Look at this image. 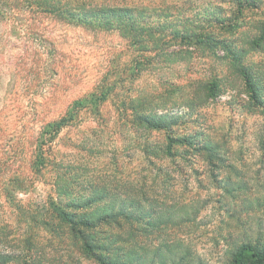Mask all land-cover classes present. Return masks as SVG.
<instances>
[{
    "label": "rangeland",
    "instance_id": "1",
    "mask_svg": "<svg viewBox=\"0 0 264 264\" xmlns=\"http://www.w3.org/2000/svg\"><path fill=\"white\" fill-rule=\"evenodd\" d=\"M204 1L146 0L173 7L175 13L181 9L190 18ZM221 6L210 30L236 37L237 45L243 43L242 33L252 30L249 21L264 17V7L249 9L242 18L236 16L233 4ZM30 7L31 11L17 0L10 4L0 0V188L3 177L21 173L27 177L24 183L34 179L33 187L15 189L19 208L0 193V253L14 257L6 264H27L31 259L37 264H96L69 243L28 224L23 212L37 209L53 195L56 162L83 182L95 180L118 190L125 182H134L150 193L154 188L153 194L162 193L160 198L168 202L179 200L187 205V212L193 210L190 219L157 231L154 243L180 239L189 264H227L229 242L264 228V117L245 108L246 94L233 62L221 57V52L213 54L186 44H181L183 56L168 60L157 52L139 51L118 28L67 22L37 11L34 3ZM43 39L53 43L55 52L40 45ZM262 62L264 49L250 51L243 58L245 64L260 66ZM211 81L216 86L210 92ZM97 87H107L104 91L109 92L99 110L91 106V111L81 110V121L57 135L49 164L39 174L31 172L27 161L41 123L58 117L74 99ZM134 97L145 98L148 104L166 103V110L181 112L183 117L172 133H201L197 140L206 138L216 144L222 162L214 166L203 152H189L186 158H152L149 164L142 150L144 141L160 143L165 136L131 128ZM174 161L175 171L171 169ZM158 169L170 171L174 178L167 180ZM226 177L241 180L245 192L236 198L227 196L219 183ZM242 197L257 198L247 213L240 210ZM29 237L32 246L26 244Z\"/></svg>",
    "mask_w": 264,
    "mask_h": 264
},
{
    "label": "trees",
    "instance_id": "2",
    "mask_svg": "<svg viewBox=\"0 0 264 264\" xmlns=\"http://www.w3.org/2000/svg\"><path fill=\"white\" fill-rule=\"evenodd\" d=\"M1 1L5 4L11 2ZM17 1L18 5L21 4L30 11V3H34L37 11L52 13L67 22L96 25L106 30L118 28L131 38L139 51L157 52L168 60H175L184 55L181 44H186V47L198 46L213 54L221 52V57H227L233 62L241 78L246 94L245 108L250 113L259 112L264 117V63L260 66L256 63H243L247 53L264 49V17L249 21L252 30L242 33V45H237L236 37L224 36L210 30L212 22L218 18L222 3L233 4L236 16L244 18L246 11L264 7V0H207L196 7L192 18L184 17V14L180 13L181 9H176L175 13L173 7L157 6L151 2L147 3L146 0H136L132 3L118 0ZM9 16L15 18L11 13ZM41 41L40 45L48 46L50 52H55L56 49L50 40ZM176 45L178 47L174 48ZM210 86L209 91H213L216 82L211 81ZM97 88L83 97L74 99L58 117L41 123L35 136L33 135L32 149L27 161L28 169L33 170L31 172L39 174L49 164L57 135L63 128L76 123L77 120L78 123L81 121V110L89 109L90 106L95 111L99 110L109 92L104 91L107 87ZM144 99L134 97L131 100V128L142 127L149 131L161 132L165 136L164 141L160 143L144 141L142 150L147 154L149 164H152V158H186L189 152H203L208 163H213L214 166L222 162L223 157L217 153L216 144L206 138L197 140L201 133H172L183 117L181 112L166 110V103L148 104ZM179 148L183 149L182 152ZM176 164L175 161L172 164L173 171L178 169ZM231 166L233 168V165ZM69 170L58 162L55 163L53 195L42 200L35 210H23L27 213L28 224L32 223L51 237L69 243L81 255L96 264H189L185 250L180 249V239L154 243L157 231L190 219L193 210L191 213L187 212V205L174 199L168 202L165 198H160L162 193L153 194L156 192L154 188H151L150 193V189L144 190L141 184L134 182H125L122 190L95 180L83 182L77 173H71ZM159 171L162 175L165 174L167 180L174 178L170 171ZM25 178L26 175L20 173L16 177L2 179L0 193L2 192L7 202L16 208H19V204L16 202L15 189L27 190L34 184V179L31 178L24 183ZM219 180L220 184L222 182L224 193L231 198H236L240 191L245 192L246 187L241 180H231L229 177ZM164 196L167 197V194L164 193ZM254 201H257V198ZM254 201L242 197L239 204L243 208L240 210L247 213L253 207ZM231 215L234 216V213ZM238 216L235 215L237 219ZM26 244H34L32 237L26 239ZM228 245L227 264H264V228L260 227L253 235L244 233L243 236H237ZM0 258V264L14 259L1 253ZM27 264L37 263L31 259Z\"/></svg>",
    "mask_w": 264,
    "mask_h": 264
}]
</instances>
